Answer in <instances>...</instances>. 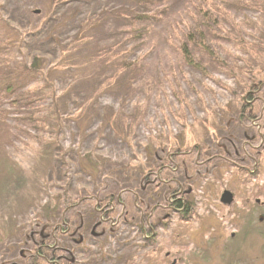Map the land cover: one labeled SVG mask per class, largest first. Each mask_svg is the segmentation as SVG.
<instances>
[{"label": "rangeland", "instance_id": "1", "mask_svg": "<svg viewBox=\"0 0 264 264\" xmlns=\"http://www.w3.org/2000/svg\"><path fill=\"white\" fill-rule=\"evenodd\" d=\"M52 1L0 0L30 52L58 53L84 22L121 8L169 19L137 24L151 32L128 45L134 84L123 85L126 72L106 87L115 69L94 79L93 61L60 79V132L48 118L14 141L0 107V264H44L46 236L58 247L45 251L50 264H264V0ZM204 8L227 24L209 38L223 63L194 49L202 71L177 49ZM121 25L103 17L83 54ZM81 107L83 120L71 119Z\"/></svg>", "mask_w": 264, "mask_h": 264}, {"label": "trees", "instance_id": "2", "mask_svg": "<svg viewBox=\"0 0 264 264\" xmlns=\"http://www.w3.org/2000/svg\"><path fill=\"white\" fill-rule=\"evenodd\" d=\"M131 1L135 8L144 7L151 4H155L156 0H128ZM58 1L53 0L52 5H56ZM206 7H208L206 5ZM222 9V8H221ZM201 20L199 21L195 14L193 19L195 20L194 25L189 27V31L185 33L180 46L178 47L179 54L182 60L193 69L204 70L202 62L198 61L195 57L194 49L198 48L203 53L209 56L218 57L215 54V50L209 42L210 35H215L217 27H226V20L222 17H215L208 9H200L198 14ZM105 18H114L116 22L122 23L120 33H108L104 35L106 40L105 46L94 45L90 47V53L84 55L83 51L87 46H91L94 40H100L94 33L97 30ZM169 19L165 18V13L162 10L156 11L155 14L149 15L146 13L135 12L130 8H121L110 16L93 17L80 26L78 35L71 42L56 44L59 48L58 53L52 50H38L49 54L40 55L34 51L30 52L25 46V34L22 33L18 28L12 26V22L5 18L0 12V20L4 25V30L0 29V107H3L1 116L2 119H7L8 115L13 118V125L10 130L13 140L25 136V139L32 137V129L44 131L48 123V118H51L55 123V128L58 132L62 129L64 122L67 120L64 114L59 110L60 98L62 94L67 91V87L62 88L60 86V79L63 77L67 78V81L76 80L73 79L75 70L82 68L86 62H92L94 69L91 72V77L96 79L109 68L115 69L114 75L111 80L107 83V86H117L118 81L124 77V73L129 72L124 79L123 85L134 84L133 78L135 77L136 60L128 61L129 55H133V50L128 48L132 42L140 41L141 37L149 35L151 26H142V29L137 28V24L140 21L148 19ZM113 31V30H112ZM89 32L92 34L89 35ZM147 34V35H146ZM102 36V35H101ZM142 38V39H143ZM22 43V44H21ZM21 44V49L19 45ZM106 47L103 50L98 49ZM25 48V50H24ZM14 49L21 51L20 58H13L12 53ZM127 49V51H126ZM115 56V58H110ZM135 56H137L135 54ZM138 59V57H136ZM145 57L140 58V61ZM111 60V61H110ZM219 60V59H217ZM110 61V62H109ZM220 63L223 61L219 60ZM110 65V67H109ZM73 79V80H72ZM69 82V83H70ZM102 85V84H101ZM104 85V84H103ZM260 85L264 88V82H260ZM260 87V86H259ZM258 87V88H259ZM102 89V87H101ZM47 100H51L55 106L54 112L47 115L44 105ZM94 103V102H93ZM85 116L84 107L79 108L77 111L70 115L71 119L83 120ZM24 139V140H25ZM94 164V163H93ZM91 168L96 169L95 165H91ZM111 196V195H110ZM105 195V200L110 197ZM121 198L122 195L116 196ZM178 204L183 203L182 210L184 212L188 209V203L182 202V199L176 201ZM68 205H66V208ZM146 227V226H145ZM143 226L140 229L143 230ZM148 230V228L146 227ZM46 241L42 246L41 254L38 257L44 259V264H50V260L47 258L50 255H55L56 243L51 237L46 236ZM51 241V243H49ZM46 252H50L47 255ZM45 255V256H44ZM51 263H55L52 261Z\"/></svg>", "mask_w": 264, "mask_h": 264}, {"label": "water", "instance_id": "3", "mask_svg": "<svg viewBox=\"0 0 264 264\" xmlns=\"http://www.w3.org/2000/svg\"><path fill=\"white\" fill-rule=\"evenodd\" d=\"M221 202L224 204H231L234 200V195L231 191L225 190L221 196Z\"/></svg>", "mask_w": 264, "mask_h": 264}]
</instances>
